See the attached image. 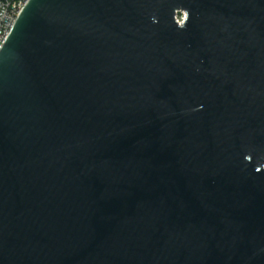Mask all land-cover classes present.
<instances>
[{
    "label": "water",
    "instance_id": "95a60500",
    "mask_svg": "<svg viewBox=\"0 0 264 264\" xmlns=\"http://www.w3.org/2000/svg\"><path fill=\"white\" fill-rule=\"evenodd\" d=\"M0 264H264V0H30Z\"/></svg>",
    "mask_w": 264,
    "mask_h": 264
},
{
    "label": "built area",
    "instance_id": "2783aa9c",
    "mask_svg": "<svg viewBox=\"0 0 264 264\" xmlns=\"http://www.w3.org/2000/svg\"><path fill=\"white\" fill-rule=\"evenodd\" d=\"M30 0H0V50Z\"/></svg>",
    "mask_w": 264,
    "mask_h": 264
},
{
    "label": "rangeland",
    "instance_id": "374dc122",
    "mask_svg": "<svg viewBox=\"0 0 264 264\" xmlns=\"http://www.w3.org/2000/svg\"><path fill=\"white\" fill-rule=\"evenodd\" d=\"M186 17V14L185 13H179L178 14V20L180 21V22H182L183 20H184V18Z\"/></svg>",
    "mask_w": 264,
    "mask_h": 264
}]
</instances>
